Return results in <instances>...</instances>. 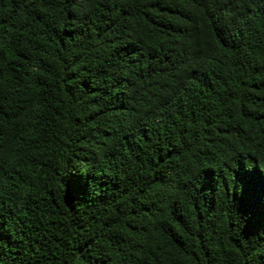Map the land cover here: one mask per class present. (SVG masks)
I'll return each mask as SVG.
<instances>
[{"label": "trees", "instance_id": "1", "mask_svg": "<svg viewBox=\"0 0 264 264\" xmlns=\"http://www.w3.org/2000/svg\"><path fill=\"white\" fill-rule=\"evenodd\" d=\"M0 264H264V0H0Z\"/></svg>", "mask_w": 264, "mask_h": 264}]
</instances>
